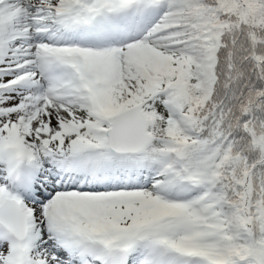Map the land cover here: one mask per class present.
<instances>
[{
    "label": "snow or ice",
    "instance_id": "1",
    "mask_svg": "<svg viewBox=\"0 0 264 264\" xmlns=\"http://www.w3.org/2000/svg\"><path fill=\"white\" fill-rule=\"evenodd\" d=\"M0 264H264V0H0Z\"/></svg>",
    "mask_w": 264,
    "mask_h": 264
}]
</instances>
